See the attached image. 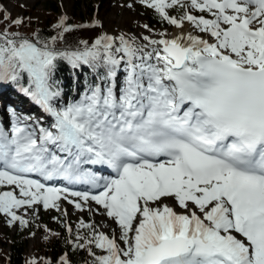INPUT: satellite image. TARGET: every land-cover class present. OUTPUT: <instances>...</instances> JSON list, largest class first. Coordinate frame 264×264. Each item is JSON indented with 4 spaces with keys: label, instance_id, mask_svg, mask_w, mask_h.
<instances>
[{
    "label": "snow or ice",
    "instance_id": "1",
    "mask_svg": "<svg viewBox=\"0 0 264 264\" xmlns=\"http://www.w3.org/2000/svg\"><path fill=\"white\" fill-rule=\"evenodd\" d=\"M142 3L179 31L73 45L67 13L25 32L0 2V87L38 109L5 103L0 213L23 228L58 210L78 264H264V0ZM62 198L89 214L75 229Z\"/></svg>",
    "mask_w": 264,
    "mask_h": 264
},
{
    "label": "trees",
    "instance_id": "2",
    "mask_svg": "<svg viewBox=\"0 0 264 264\" xmlns=\"http://www.w3.org/2000/svg\"><path fill=\"white\" fill-rule=\"evenodd\" d=\"M74 12L72 15H68L70 22L78 23L80 28L72 30L67 34V43L76 44L79 40L89 39L90 41L101 32L105 31L103 26L87 25L77 18L79 14L82 18L89 19L95 13L96 6L92 0H72ZM43 15L40 17H32V22L29 24L27 19L25 23L21 25V28L25 32H33L39 26L41 28H48L52 34L54 30L51 29V25H54L61 12V4L59 0H41ZM32 10L33 8H29ZM78 12V13H77ZM145 20L152 27L162 28L168 27L169 31L172 29V25L162 20L156 10H146L144 12ZM14 17V16H13ZM28 18L27 16H24ZM8 21L0 15V28L6 26ZM15 27V25H13ZM47 34V33H46ZM63 43V41H62ZM71 66L66 61L61 67V75L67 77L70 74ZM5 91L10 98L18 100L22 104L27 102L24 96L18 93L11 87H5ZM57 212H50L47 214L41 213L40 217L32 223L25 225L23 228L19 226V222L16 221L13 224L16 225L14 233L5 239L0 236V264H28L27 248L29 246V233L34 229H40L45 234L42 242L36 246L37 250L43 252L46 257H51L53 261H58L59 257L68 252L69 256L73 258L74 264H78L80 259L84 257L82 250H76L71 248L70 241L67 240V229L60 220L54 219L58 216ZM89 218V217H87ZM63 219H65L63 217ZM66 220V219H65ZM78 222V219L71 221L73 228ZM47 224L49 228L53 230V233H60V235H49L47 229L43 227ZM37 264H44V258H38Z\"/></svg>",
    "mask_w": 264,
    "mask_h": 264
},
{
    "label": "rangeland",
    "instance_id": "3",
    "mask_svg": "<svg viewBox=\"0 0 264 264\" xmlns=\"http://www.w3.org/2000/svg\"><path fill=\"white\" fill-rule=\"evenodd\" d=\"M96 6L95 14L92 15L89 19L82 18L79 14L77 18L79 21L85 23L92 19H101L103 21V27L105 31L119 33L120 31H126L128 33H132L137 35L141 33V36L145 32H150L151 27L148 22L145 20L144 12L146 10L153 9L151 6H145L142 3V0H134V6L127 3V0H92ZM0 2L4 3L7 9L12 13L15 17L16 15L23 16H35L40 17L43 15L42 5L40 4L41 0H0ZM61 4V12L59 15L63 13H67L68 15H72L74 12L73 9V1L72 0H59ZM29 8H33L30 10ZM78 13V12H77ZM147 23L149 25V29L144 28V24ZM186 26V25H185ZM158 29V28H156ZM174 27L172 28V30ZM171 30V31H172ZM1 111H4V105L0 104ZM2 188V186H0ZM170 203H175L172 201L171 197H169ZM62 204L66 205L69 209V213L66 218L69 219H77L81 216L86 217L89 214L86 211L76 210L70 202L63 200ZM56 209L49 207L48 209H44L42 206L39 208L38 216L41 213L47 214L55 211ZM28 211L31 213L33 211L31 206H28ZM59 213L58 210H56ZM60 214V213H59ZM36 219V220H37ZM98 220H105V217L98 216ZM113 224L111 219H108L105 225V230L107 231L109 227ZM16 228L15 224L8 225L6 223V216L3 213H0V236L5 239L14 233ZM44 232L40 229L32 230L29 237V246L27 248L28 261L30 256H36L38 258L46 256L43 252L37 250L36 246L42 242L44 237Z\"/></svg>",
    "mask_w": 264,
    "mask_h": 264
},
{
    "label": "bare ground",
    "instance_id": "4",
    "mask_svg": "<svg viewBox=\"0 0 264 264\" xmlns=\"http://www.w3.org/2000/svg\"><path fill=\"white\" fill-rule=\"evenodd\" d=\"M187 25L185 26V29L187 30ZM179 31V28L174 27V29L170 32V34H173L174 32ZM137 36H141V33H138Z\"/></svg>",
    "mask_w": 264,
    "mask_h": 264
}]
</instances>
